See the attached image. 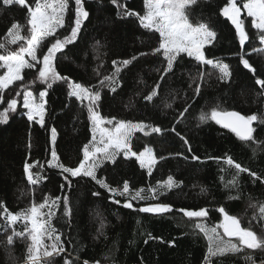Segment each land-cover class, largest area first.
<instances>
[{"label":"trees","instance_id":"1","mask_svg":"<svg viewBox=\"0 0 264 264\" xmlns=\"http://www.w3.org/2000/svg\"><path fill=\"white\" fill-rule=\"evenodd\" d=\"M82 2L89 16L83 21L77 40L57 53L54 61L57 72L88 87L114 73L115 67L120 65L114 66L113 61L137 57L119 73L115 92L107 87L100 88L97 110L104 118L144 122L165 129L163 133L147 136L135 132L130 139L134 152L139 153L146 146L152 148L157 164L151 171L142 168L134 156L126 157L119 152L115 160L104 161L97 169V178L120 189L127 181L130 189L135 191L155 187L171 175L179 186L170 190L162 188L164 194L158 195L156 200L131 201L133 208L129 209L123 206L124 197L110 199L112 194L90 177L73 178L67 173L61 174L58 168H49L51 129L55 127L57 132L55 149L61 163L75 167L83 159L82 149L91 141L92 123L88 119L87 101L69 97L68 85L63 81H56L47 88L36 79L38 69L33 68L24 70L23 82L35 81L30 90L37 99L39 91L46 90L45 125L29 122L24 115L26 109L22 107V96L16 95L21 82L4 92L5 102L0 110L7 107V99L16 98L18 103L17 111L10 112L7 122L0 123V205H6L16 213L33 202L41 203L46 196H69L70 216L64 215L62 206L53 209L58 212L53 223L66 249L65 254L56 257L54 264H64L65 255L75 264H83L85 260L89 264H203L209 241L199 230L194 231L193 223L218 225L223 219L218 211L221 207L237 216L243 227L251 224L259 233L264 226V219L259 218L258 212L259 204L264 202V124L253 122L255 142L244 143L215 121L202 123L199 120L201 112H207L214 105H219L221 111L264 116V88L255 82L257 77L264 79V51H253L264 49V45L258 39L257 30L251 26V18L245 12L241 16L250 37L242 49L234 26L220 13L227 0H197L189 8L191 22L204 21L217 33L213 43L205 46V55L209 59H222L230 66L231 76L222 80L217 69L200 65L194 58L181 53L173 69L164 76L158 97L148 102L143 97L160 81L163 68L167 66L162 52L153 54L152 51L159 45V34L143 29L135 15H117L123 8L142 15L144 0H117L115 4L112 0ZM244 2L240 0L238 5L242 7ZM27 5L34 7L35 0H27ZM69 8L65 27L57 33L60 39L70 35L75 18L74 0H69ZM27 12V6L0 3V42L6 40L7 30L14 22L25 26L22 35H29ZM54 39L44 42L38 56L42 58ZM21 43L24 42L9 47L16 50ZM241 52L255 73L240 63L238 53ZM201 72L205 74L202 80ZM196 84L201 85L198 96ZM166 103H171L172 107L166 108ZM186 105L189 111L185 117L176 119ZM173 127L189 141V145H184L171 131ZM178 152L183 155H177ZM192 155L200 160H192ZM225 157H231L249 170L239 176L240 199H228L230 195H237V190L225 187V182L232 179L236 169L226 164ZM26 161L36 164L32 171L39 172L42 177L35 185H29L25 177ZM65 176H69L71 186ZM201 187L205 191L201 192ZM94 192L99 195L94 196ZM117 199L119 204L114 202ZM156 202L170 204L173 209L204 207L209 210V215L206 220L193 218L189 222L177 211L163 215L137 211L147 203ZM252 204L257 207H250ZM0 212H3L2 206ZM13 228L23 231L24 222L9 225L0 216V264H24L29 241L17 237L9 245L7 236L12 234ZM218 231L223 234L222 228ZM233 240L235 242L236 238ZM45 243L50 241L45 240ZM246 255H252L255 264L264 262V251L244 249L239 254L214 258L212 264H250L245 260Z\"/></svg>","mask_w":264,"mask_h":264},{"label":"snow or ice","instance_id":"2","mask_svg":"<svg viewBox=\"0 0 264 264\" xmlns=\"http://www.w3.org/2000/svg\"><path fill=\"white\" fill-rule=\"evenodd\" d=\"M112 2L115 4L117 0H112ZM239 2L240 0H227L224 7L220 9V13L234 26L236 37L243 49L250 37L245 29V20L241 17V8L238 7ZM0 3L4 6H11L13 4L21 7L27 6V25L30 26L28 29L29 35L24 36L21 34V31L25 26L18 22L12 23L7 30L6 40L0 42V70H3V74H0V106L5 102L4 92L16 82H21L16 95L18 97L22 96V107L27 110L24 115L29 122L36 121L41 126L45 125L46 102L44 98L47 94L46 90L39 91L38 99L40 102L38 103L37 97L30 90L35 81L23 82L24 77L22 73L24 70L33 68L38 69L36 79L41 84L47 85V88H51L52 84L56 81H63L68 85L69 97H75L76 100L81 102L88 101V119L93 125L92 131L94 135L92 141L82 149L83 159H80L79 164L75 167L66 166L61 163L55 149L57 132L55 127H53L51 129L53 147L48 167L58 168L61 174L67 173L73 178L90 177L100 187L107 189L112 194L110 199L114 196L124 197L123 206L129 209L133 208L131 201L156 200L158 195L164 194L159 189L170 190L178 187L179 182H176L170 175L167 181L158 182L157 186L149 188L147 191L151 195L146 197L143 195L145 189L133 191L130 189L127 181L124 182L122 189H120L112 188L103 179L97 178V169L103 165L104 161L115 160L119 152H123L126 157L129 155L134 156L142 168H148L151 171L157 164V157L153 154L152 149L146 146L143 151L139 153L134 152L132 151L130 139L135 132H143L147 136L152 133H163L165 129L144 122L117 121L115 117L105 121V118L97 110V102L101 99L100 88L107 87L112 92H115L118 86L117 77L119 73L137 57L120 62L113 61L114 66L117 63L120 65L119 67H115L114 73L103 76L99 79L97 85L88 87H85L81 83H76L68 77L61 76L57 72L54 66L57 53H60L66 45L77 40L83 21L89 16V12L85 10L82 0H74L75 18L70 26V35L64 36L63 39L58 38L57 33L59 29L65 27L66 13L71 10L69 8V0H35L34 7L27 5V0H0ZM196 3L197 0H144V13L142 15L119 6L123 8V11L118 12L117 15H135L143 29L159 34V45L152 51L153 54H160L162 52L167 62V66L163 68L160 81H157L152 90L143 97L145 101L153 102L158 97L164 76L173 69L174 62L181 53H186L187 56L194 58L200 65H208L213 69H217L221 74L219 78L222 80L228 79L231 76L230 66L223 63L222 59H209L205 55V46L213 43L217 37V33L204 21L196 24L191 22L189 8ZM243 8L246 9L247 17L251 18L252 28L257 30L260 43L264 45V0H245ZM49 38H55L54 42L47 46V51L43 53L41 58L38 56V52ZM22 41L24 43H21L16 50H12L9 47V45H17L18 42ZM253 51H264V49H253ZM141 55H145V53H141ZM238 55L243 67L255 73V69L252 68L249 60L245 59L244 53L241 52ZM26 57L30 59H26ZM204 75L203 72L199 73L201 80L204 78ZM97 76H100L99 72H97ZM255 82L264 88V79L257 77ZM200 91L201 85L196 84L195 92L197 96L200 94ZM17 103L16 98L6 100L7 107H3L0 110V123L7 122L9 113L17 111ZM165 107L171 108L172 104L166 103ZM188 111L189 108L186 105L184 110L178 113L176 119L179 120L185 117V113ZM199 120L202 123L213 120L218 124H222L223 127L235 133L244 143L255 142L253 122L264 124V116L256 113L245 116L237 111H221L219 105L212 106L207 112H201ZM105 122L108 124L115 122L114 130L101 127ZM97 129L100 132L102 147L95 146V132ZM171 131L176 133L184 145H189V141L179 132H176L175 127ZM188 151L191 152L190 146ZM253 154L255 155V150H253ZM177 155L182 156L183 153L178 152ZM185 158L187 159V157ZM160 159H163V157ZM191 159L198 161L200 157L192 155ZM224 159L229 167L234 166L236 169V174L233 175L231 180L225 182V187L229 190H237V195H230L228 199H240L239 176L241 173L248 172L249 170L242 167L239 163H235L231 157H225ZM35 166L36 164H30L27 161L24 163L23 170L29 185H35L42 179L39 172L34 173L32 171ZM251 175L256 176L257 174L251 173ZM69 176H65L64 178L68 182V185L71 186ZM61 187L63 188L64 185H61ZM203 191L205 189L201 187V192ZM93 195L96 196L99 193L94 192ZM114 202L119 204L120 200L117 199ZM0 206L3 207V212H0V216L4 218L7 224L15 225L19 221L24 222L23 231H16L13 228L12 234L7 236L9 245L17 237L29 241L24 264H54L56 257L66 253L61 234L58 233L53 223L54 217L58 215V212L53 211V209H58L62 206L64 215L70 216L72 210L69 196L65 195L64 197L54 198L46 196L41 203L37 204L33 202L16 213H12L6 205ZM250 207H257V205L252 204ZM43 209H48V211L45 212ZM137 211L155 215L177 211L188 218L189 222H192L193 218L200 221L206 220L209 215V210L204 207L196 210L185 208L173 209L170 204L160 202L147 203L146 206L139 207ZM218 211L223 217L218 225L210 226L202 222L193 223L194 231L199 230L209 241L203 264H212L214 258L222 259L229 254H239L244 249L264 251V226H261V230L258 233L252 229L251 224L248 227H243L241 220L237 216L230 215L223 207L219 208ZM258 212L259 218L264 219V202L259 204ZM253 218L256 219L257 217L254 216ZM220 228L223 229V234L218 231ZM148 236L152 238L151 234H148ZM233 238H236L235 242ZM45 240L50 241V243H45ZM145 243H147V240ZM245 260L246 262H250V264H255L252 255H246ZM64 264H75V261L70 259L68 255H65ZM83 264H89V261L85 260ZM96 264H99V262H96Z\"/></svg>","mask_w":264,"mask_h":264},{"label":"rangeland","instance_id":"3","mask_svg":"<svg viewBox=\"0 0 264 264\" xmlns=\"http://www.w3.org/2000/svg\"><path fill=\"white\" fill-rule=\"evenodd\" d=\"M238 7H240L241 8V16H242V14L245 12L246 13V9H244L243 8V5H242V7L241 6H239L238 5ZM247 14V13H246ZM186 54V53H185ZM35 96V95H34ZM85 101H87V100H85ZM37 102L39 103L40 101H39V99H37ZM88 102V101H87ZM27 111V110H26ZM107 119H110V118H105V121L107 120ZM118 121V120H117ZM101 127H103V128H105V129H110V130H114V127H115V122H113L112 124H108V123H103L102 125H101ZM92 128H93V125L91 126V141H92V139H93V135H94V133H93V131H92ZM145 131H147V129H145ZM95 137H96V141H95V146H97V147H102L103 145L100 143V140H101V136H100V132H99V130L97 129V131L95 132ZM50 144H51V149H52V147H53V144H52V142H51V139H50ZM147 147H149V146H147ZM151 148V147H150ZM90 149H91V145H90ZM152 149V148H151ZM144 150V149H143ZM142 150V151H143ZM153 151V150H152ZM148 169V168H147ZM149 170V169H148ZM149 188H151V187H149ZM149 188H145V192L143 193V195L144 196H150L151 195V193L149 192V191H147ZM162 189V188H161ZM161 189H159V191H162ZM136 201H147V200H136Z\"/></svg>","mask_w":264,"mask_h":264},{"label":"water","instance_id":"4","mask_svg":"<svg viewBox=\"0 0 264 264\" xmlns=\"http://www.w3.org/2000/svg\"><path fill=\"white\" fill-rule=\"evenodd\" d=\"M230 111H233V110H230ZM230 111H226V112H230ZM220 126H222L223 127V125L222 124H219ZM225 128V127H224ZM228 129V128H227ZM230 130V129H229Z\"/></svg>","mask_w":264,"mask_h":264}]
</instances>
